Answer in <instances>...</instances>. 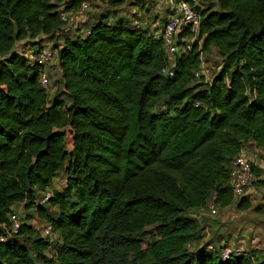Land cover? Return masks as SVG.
Returning a JSON list of instances; mask_svg holds the SVG:
<instances>
[{
  "label": "trees",
  "instance_id": "trees-1",
  "mask_svg": "<svg viewBox=\"0 0 264 264\" xmlns=\"http://www.w3.org/2000/svg\"><path fill=\"white\" fill-rule=\"evenodd\" d=\"M82 1L0 0V234L11 212L30 211L0 241V264H264L258 252L222 259L225 244L198 248L194 216L211 200L251 206L248 194L233 196L229 169L241 147L264 150V0H199L197 38L175 55L172 76L158 30L132 25L126 0H86L89 35L62 36L60 8ZM44 40L60 71L52 96L40 67L14 51ZM212 47L219 64L203 80Z\"/></svg>",
  "mask_w": 264,
  "mask_h": 264
},
{
  "label": "rangeland",
  "instance_id": "rangeland-1",
  "mask_svg": "<svg viewBox=\"0 0 264 264\" xmlns=\"http://www.w3.org/2000/svg\"><path fill=\"white\" fill-rule=\"evenodd\" d=\"M151 2V1H150ZM152 5L148 10L131 9L124 5L121 12L124 13L131 20L136 19L139 25L143 28H148L151 32L155 29L161 28V23L164 18V1L158 2L157 0L151 2ZM94 11L87 12L85 20L76 27L65 26L60 33L62 36L69 35L75 36L77 34L84 35V28L91 23ZM61 37L58 41H61ZM53 42H51V45ZM219 64V57L217 51L213 48L206 56L202 57V63L198 74H201L203 80H207L217 70ZM49 77L48 94L52 96L57 87H59L60 71L58 67L57 55L53 62L45 68ZM65 144L68 149L71 147V137L68 135L65 138ZM246 155L254 168V178L258 177L259 180L254 181L248 185V193L250 196L251 204L247 210L241 211L234 206L227 209H219L216 215H211L208 209L198 210L194 212V216L199 224V239L197 242L198 248H204L206 243L212 244H225L234 251L245 252H258L264 254V150L255 146L247 148ZM65 185V178L62 171H60L52 182V187L61 190ZM49 211L54 208L49 207ZM19 218L30 211H26L22 206L17 208ZM30 223L36 228L39 233L43 230L45 223L36 213L29 220ZM241 233H244L243 237ZM54 236V234H53ZM242 238H244L243 241ZM26 246H30L29 242H25ZM193 248V245H190ZM50 257V253L47 254ZM37 264H54L48 259L43 258L37 260Z\"/></svg>",
  "mask_w": 264,
  "mask_h": 264
},
{
  "label": "built area",
  "instance_id": "built-area-1",
  "mask_svg": "<svg viewBox=\"0 0 264 264\" xmlns=\"http://www.w3.org/2000/svg\"><path fill=\"white\" fill-rule=\"evenodd\" d=\"M164 22L163 26L155 32L156 37H160L163 43V50L168 61V65L162 69L163 73L168 76L174 74V58L178 53L185 52L191 47L196 40L200 25V1L199 0H164ZM90 10V2L84 0L80 5L72 10H59V18L65 26L76 27L80 22L84 21L85 14ZM132 25H139L134 19ZM90 28H86L84 35H89ZM14 51L23 55L31 66H38L41 69L39 82L46 88L49 79L45 68L51 64L57 55L56 49L50 42H40L39 44H29L26 41H19L14 46ZM254 179L251 162L246 155L245 147H241L239 152L230 162L229 182L233 190V196H241L248 193V185ZM50 195V191H46L42 201L46 200ZM208 210L211 215H216L218 208L211 200L208 204ZM10 226L5 234H0V241H4L7 235L16 232L22 223L18 212L9 214ZM51 226L43 227L42 235L50 242L53 241L51 235ZM207 250H217L211 243L206 245ZM240 251H234L229 246H222L218 249V254L222 259H227L232 254H239Z\"/></svg>",
  "mask_w": 264,
  "mask_h": 264
},
{
  "label": "crops",
  "instance_id": "crops-1",
  "mask_svg": "<svg viewBox=\"0 0 264 264\" xmlns=\"http://www.w3.org/2000/svg\"><path fill=\"white\" fill-rule=\"evenodd\" d=\"M154 2V1H156V0H145V8H150L151 7V5H152V3L151 2ZM158 2H162V1H164V0H157ZM131 2H133V0H126V2H125V5L128 7V8H130L131 9V12H135V9H138V8H135V7H132L131 5H130V3ZM123 7V6H122ZM44 42H50V41H48V40H44ZM212 49H213V47H212ZM214 49L216 50V48L214 47ZM247 151H248V149H247ZM248 191H250V190H248ZM251 201V200H250ZM263 203H264V201H263ZM251 206H252V204H251ZM233 206H228V207H226V208H223V210L224 209H227V208H232ZM247 210V209H246ZM241 211H245V210H241ZM241 235L244 237L245 236V234L244 233H241ZM244 240V238H242V240H240V241H243Z\"/></svg>",
  "mask_w": 264,
  "mask_h": 264
}]
</instances>
